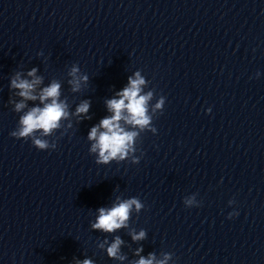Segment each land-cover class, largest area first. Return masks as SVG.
Returning <instances> with one entry per match:
<instances>
[{"label": "clouds", "instance_id": "1", "mask_svg": "<svg viewBox=\"0 0 264 264\" xmlns=\"http://www.w3.org/2000/svg\"><path fill=\"white\" fill-rule=\"evenodd\" d=\"M36 69L33 68L28 72L29 76H35ZM79 68L73 66L70 75L73 79L69 82L73 85L72 90L78 91L80 88V81H87V75L78 77L77 73ZM259 76V73H257ZM41 83V78H35L32 81L20 78V74L17 73L16 77L11 80V87L18 89V95L23 98L21 102L16 103L15 111L26 107L25 100H36L37 96L33 94L36 85ZM145 84V79L141 77L139 72L135 73V79L128 78V86L122 91L117 93L119 99L113 98L108 100L107 108L113 113L110 117L103 118L100 123L93 126L88 133V139L94 141L91 146V152H98V159L96 163L107 164L109 161L118 160L122 161L129 156L130 152L134 153V140L138 136L136 131H128L121 125V121L125 124L139 127L140 130H144L150 125L151 116L148 113V102L152 100L153 93L150 91L145 95H141V86ZM60 96V84L53 82L50 86L45 87L39 94V100L41 103H45L43 108L33 107L27 111L23 116L19 118V127L10 133L12 137L17 139L27 140L32 139V144L38 150H45L50 147L47 140L39 139L35 137V133L38 130H43V135H49L53 129L60 127L59 122L62 118H67L69 113L66 111L67 105L59 100ZM166 98L160 96L154 105L155 110H161L163 113ZM90 107L88 101H84L76 108V115L87 114ZM211 111V110H210ZM103 129V131H101ZM155 132V128L152 129ZM52 148L56 145L52 144ZM133 163H139V158H133ZM195 197L184 200L186 208H192L194 205ZM231 203V201H230ZM135 206L139 211L143 205L137 198H131L122 200L118 204H114L111 208H99V215L96 222L91 225L93 229L102 230L106 233H112L117 229L127 227V221L129 220V214ZM196 207H199L198 205ZM238 213H229V219ZM146 232L141 230L138 234L132 233L133 241H140L145 239ZM106 243V241H105ZM123 243L121 238L117 236L111 245L107 248L108 257L123 260L125 257L120 254V246ZM104 247L103 244L100 245ZM143 251V248L136 249V255H139ZM171 259V254L166 253L163 260H157L153 253H149L148 257H140L134 264H167ZM76 264H93L89 259L83 261H76Z\"/></svg>", "mask_w": 264, "mask_h": 264}]
</instances>
